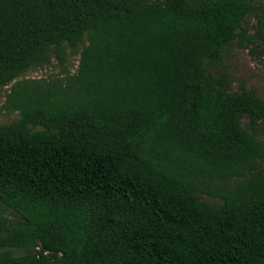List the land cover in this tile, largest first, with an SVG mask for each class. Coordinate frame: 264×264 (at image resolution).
Returning a JSON list of instances; mask_svg holds the SVG:
<instances>
[{
	"label": "trees",
	"instance_id": "16d2710c",
	"mask_svg": "<svg viewBox=\"0 0 264 264\" xmlns=\"http://www.w3.org/2000/svg\"><path fill=\"white\" fill-rule=\"evenodd\" d=\"M237 37L260 0H0V88L80 54L12 86L0 264H264V99L207 75Z\"/></svg>",
	"mask_w": 264,
	"mask_h": 264
},
{
	"label": "rangeland",
	"instance_id": "374dc122",
	"mask_svg": "<svg viewBox=\"0 0 264 264\" xmlns=\"http://www.w3.org/2000/svg\"><path fill=\"white\" fill-rule=\"evenodd\" d=\"M260 3H264V0H260ZM255 24V14H251L244 20L242 27L247 34H254ZM79 59V50L66 48L61 60L52 57L49 63L30 69L10 85L0 88V125L12 123L19 117L18 112L13 111L9 105V96L15 82L63 80L67 75H73L77 71ZM207 75H225L231 92L251 91L264 99V44L250 45L244 38L237 37L229 47L223 49L216 64L207 66ZM246 123L247 120L244 119L243 125ZM258 134L264 139V124L259 128ZM261 173L264 175V162L261 164ZM202 198L216 201L209 196ZM13 253L17 256L23 254L16 249H13Z\"/></svg>",
	"mask_w": 264,
	"mask_h": 264
}]
</instances>
